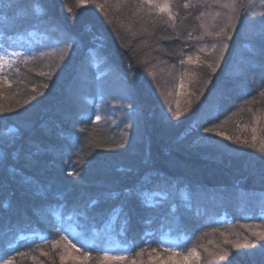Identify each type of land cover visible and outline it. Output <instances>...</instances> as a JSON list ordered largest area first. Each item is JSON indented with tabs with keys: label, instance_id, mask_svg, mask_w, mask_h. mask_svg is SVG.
<instances>
[{
	"label": "trees",
	"instance_id": "obj_1",
	"mask_svg": "<svg viewBox=\"0 0 264 264\" xmlns=\"http://www.w3.org/2000/svg\"><path fill=\"white\" fill-rule=\"evenodd\" d=\"M138 1L43 0L46 14L21 19L16 0H0V48L29 50L0 69V264H74L59 258L81 256L70 242L92 257L81 264L105 253L129 258L108 264H264V240L244 227L264 224V153L249 145L256 128L264 146V0L233 1L230 23L200 39L221 47L201 52L179 117L150 74L164 67L169 90L182 84L200 17L219 5L171 0L168 19ZM103 98L107 110L132 102L138 123L118 111L96 121Z\"/></svg>",
	"mask_w": 264,
	"mask_h": 264
},
{
	"label": "rangeland",
	"instance_id": "obj_2",
	"mask_svg": "<svg viewBox=\"0 0 264 264\" xmlns=\"http://www.w3.org/2000/svg\"><path fill=\"white\" fill-rule=\"evenodd\" d=\"M206 5L208 4V6L210 4H216L219 5L218 9L215 10V8H207L206 13L202 14L200 17V38L196 40V49H194V53L193 51L191 52V54L185 58V62L182 65V70H181V74L183 75V82L182 84H178L175 86V88L172 90H169V88H172V86L169 87V83L167 82V77L170 75V77H172L174 75L171 74V72L168 73L167 68L164 67H160V68H155L154 72L152 71V73L150 74V76L153 78V80L151 81L154 85V88L157 89L158 92H156V99L159 102V105L161 107V109L166 113L165 115H171V113L176 114L177 112L182 113L183 111L189 109V107L192 106V104L194 103V99L192 96V90L191 87L193 85V83L196 81V78L198 77L196 72H197V67L207 64L205 63L206 60L204 59V57L200 58V56L202 55L203 52H205L206 49L211 50L209 47L208 43H204L200 41V39H202L203 37L205 38V36L207 37H212V35H214L215 33L219 32L220 29V22H218L220 19H223L224 17L226 18V22L225 25L229 24L230 21L232 20L233 14H234V7H230V4L236 0H204ZM139 4V8L140 5H142V11H146L149 15L152 13H155L157 15L163 16L165 18L169 19V10L167 8H165L163 11H161L160 8L156 7L155 5H169L170 7V11H171V0H153V6H149L148 3L145 2V0H139L138 3ZM233 4V3H232ZM106 4H103V7ZM111 7H116L114 5H112ZM117 8V7H116ZM225 10V11H224ZM227 10V11H226ZM215 36V35H214ZM213 36V37H214ZM218 38L217 36L214 37ZM209 40V39H207ZM217 41V39H216ZM211 44V43H210ZM212 50L208 53H206V56H211L213 51L215 52L216 50H219V48L221 47L220 45L217 46V43L212 45ZM28 45L27 44H22V47L20 48H11V46H7V47H3L0 48V53H3L5 51L7 52H12V51H16V52H20L21 56L17 57L14 61H22L24 58H26L28 56L29 50L27 49ZM15 49V50H14ZM18 50V51H17ZM197 52V53H196ZM202 52V53H201ZM193 53V54H192ZM189 58H191L190 62H189ZM198 65V66H197ZM10 68L9 64L5 63L4 68L7 69ZM180 66L175 69L176 71H180ZM2 69V68H0ZM186 71H184V70ZM174 71V70H173ZM155 76V77H153ZM166 78V79H165ZM123 93V97L127 98V94L128 91L126 88L122 89ZM127 93V94H126ZM129 96V95H128ZM116 100V99H115ZM127 100L129 101V99L127 98ZM106 101V98H103V100L99 101V108H98V115L100 116V120L102 119V117L107 118L110 114H114L115 112L118 111V118L119 117H126V119L129 121L132 127L135 126L138 122V115L136 113H134V110L136 109V107L133 105V103L129 102V106L126 107L125 103H122L118 100H116L117 107L119 108V110H107L104 106L103 103ZM114 101V100H113ZM111 104L113 105V103L111 102ZM173 111V112H170ZM125 119V120H126ZM95 120L97 121V119L95 118ZM258 120L256 119L254 121V125L255 126L257 124ZM255 130V131H254ZM253 130V135L255 136V139H252V141L249 143L250 147L252 149H254L255 151H257L258 154L263 155L264 153V146L262 145V143L260 142L259 138H258V131L256 130V128H254ZM253 138V136H251ZM211 141V140H210ZM243 148V147H242ZM65 232L67 233H74L75 232V228L73 227V223L68 222L66 223L65 227H64ZM166 242H170V246H173L172 249H174L176 247V245L172 242V240H165ZM175 246V247H174ZM113 249V248H112ZM114 252H118V249H114ZM63 255L67 256L68 258L65 259L67 262L71 261V263H78L81 264L84 262V259L75 254L74 252H70L68 251L66 248H63ZM116 253H114L113 255H115ZM77 257V259H73L72 257ZM113 263V262H112Z\"/></svg>",
	"mask_w": 264,
	"mask_h": 264
},
{
	"label": "snow or ice",
	"instance_id": "obj_3",
	"mask_svg": "<svg viewBox=\"0 0 264 264\" xmlns=\"http://www.w3.org/2000/svg\"><path fill=\"white\" fill-rule=\"evenodd\" d=\"M145 2L148 3L149 6H153V0H145ZM32 4H33V0H16V3L13 5V7L16 9V11H17V13L21 19L26 18L30 14H36V15L46 14V9L43 8V0H40V6H38V7H32ZM155 6L160 8L161 11H163L165 8H167L169 10V15L171 18L169 5L165 4V5H155ZM184 7H188V5L185 4ZM261 36H262V38H264V32L261 33ZM20 55L21 54L19 52H16V51H12V52L5 51L3 53H0V68H3L5 66V63L10 65ZM190 60H191V58H189V62H190ZM184 62L185 61H182V63H184ZM261 95H264V92H261ZM176 116L179 117L180 113L177 112ZM96 119H97V121H99L100 116L97 115ZM206 131L208 133H212V128H207ZM215 134L216 135H223L220 132H216ZM205 139H207V137H205ZM225 139H229V137L225 136ZM253 139H255V136L253 137ZM128 196L130 198H135L138 203L143 205L144 202L142 200H140L139 196L136 193L132 192L131 190H129ZM121 207H123V205H121ZM261 212L264 213V205H262V207H261ZM261 219L264 220V215L261 216ZM244 227L248 232L251 233L252 236L257 237L260 240H264V224H258V225H255L254 227L250 226V225H245ZM64 239H65V237L61 236L60 240H53L52 241L53 248H56L58 246V244L61 241H63ZM68 239L71 240V238H68ZM243 246L244 247L250 246L249 241L247 239L245 240ZM251 246L255 247V245H251ZM68 247L70 249H73L76 253H80L84 260L92 259V257H90V255H89L88 250H84L81 253V249L76 247L75 242L68 243ZM233 247L238 248V247H240V245H234ZM261 247H264V245H261ZM144 251L145 250H141V252L137 253L136 255L137 256H143ZM166 251H169L173 255H176V256L181 255V253H176L172 249H166ZM20 255L24 256L25 253L21 252ZM41 255H47V253L42 252ZM226 255H227V253H226ZM193 256H196L195 249L190 250L188 252V254L186 256H184V259L187 260ZM59 258L61 261H64L65 256L63 254H61ZM72 258L77 259V257H75V256ZM149 258L150 259L152 258L151 253H149ZM196 258H197V260L199 259L198 256ZM97 259H98V264H101V262H102V264H108V262H110V261L111 262H123V261L128 260L129 258L127 256H124V255H109V254L105 253V255H103ZM2 264H13V260L5 258V259H3ZM131 264H136V261L134 258L131 260Z\"/></svg>",
	"mask_w": 264,
	"mask_h": 264
},
{
	"label": "bare ground",
	"instance_id": "obj_4",
	"mask_svg": "<svg viewBox=\"0 0 264 264\" xmlns=\"http://www.w3.org/2000/svg\"><path fill=\"white\" fill-rule=\"evenodd\" d=\"M165 243H168V242H165Z\"/></svg>",
	"mask_w": 264,
	"mask_h": 264
}]
</instances>
